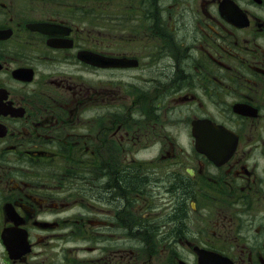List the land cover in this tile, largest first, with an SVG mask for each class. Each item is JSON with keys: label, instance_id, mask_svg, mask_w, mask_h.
<instances>
[{"label": "flooded vegetation", "instance_id": "flooded-vegetation-1", "mask_svg": "<svg viewBox=\"0 0 264 264\" xmlns=\"http://www.w3.org/2000/svg\"><path fill=\"white\" fill-rule=\"evenodd\" d=\"M106 1L0 0V264H264V0Z\"/></svg>", "mask_w": 264, "mask_h": 264}, {"label": "rangeland", "instance_id": "rangeland-1", "mask_svg": "<svg viewBox=\"0 0 264 264\" xmlns=\"http://www.w3.org/2000/svg\"><path fill=\"white\" fill-rule=\"evenodd\" d=\"M131 0H123L121 2L116 3L117 5H121L123 3L122 8H125V10L129 9L131 7ZM115 4V3H111ZM108 2L105 0V2H101L98 4H92L91 9L92 11L97 15L95 19L91 18L90 24L93 28V25L95 24L98 28H101L103 33L107 30H110L113 32V35H102L97 36L95 39L99 41H105L106 44H113L112 38L114 36H119L120 30L122 31V38L127 39L128 36H126L127 33H129V25L134 20V16L131 13H125V11L122 13V15L119 14V11L117 13V16L111 15L112 8L108 7ZM111 9V11H110ZM108 12V13H107ZM121 13V11H120ZM144 40L147 39V36L145 35L143 37ZM182 137V139H181ZM179 139V142L182 146H184L186 142L185 136H181ZM182 140V141H181ZM156 149H150L149 152L141 153L139 156H150L152 153H155Z\"/></svg>", "mask_w": 264, "mask_h": 264}, {"label": "trees", "instance_id": "trees-1", "mask_svg": "<svg viewBox=\"0 0 264 264\" xmlns=\"http://www.w3.org/2000/svg\"><path fill=\"white\" fill-rule=\"evenodd\" d=\"M128 185H134V184H132V183H129ZM180 191H182V192H187L188 191V188H187V186L186 185H184V184H180ZM183 193V194H184ZM184 196H185V194L183 195V199L181 200V202H180V211H181V207L183 206V202H184Z\"/></svg>", "mask_w": 264, "mask_h": 264}]
</instances>
